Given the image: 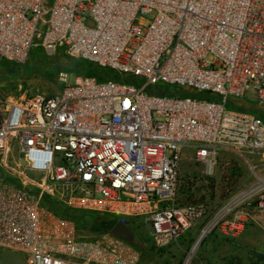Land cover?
<instances>
[{"label":"built area","instance_id":"2783aa9c","mask_svg":"<svg viewBox=\"0 0 264 264\" xmlns=\"http://www.w3.org/2000/svg\"><path fill=\"white\" fill-rule=\"evenodd\" d=\"M38 46L118 79L70 83L60 71L55 94L0 93V250L27 264H139L129 242L88 237L55 206L142 218L163 245L207 214L171 205L185 148L207 173L222 151L264 161V119L227 108L229 97L264 103V0H0V59L23 63ZM160 84L220 100L159 94ZM247 162L251 181L194 245L211 230L264 232V171Z\"/></svg>","mask_w":264,"mask_h":264},{"label":"rangeland","instance_id":"374dc122","mask_svg":"<svg viewBox=\"0 0 264 264\" xmlns=\"http://www.w3.org/2000/svg\"><path fill=\"white\" fill-rule=\"evenodd\" d=\"M68 56L63 47L51 55L33 47L23 63L0 59V93L16 98L36 93L50 95L59 92L63 85L58 79L59 72L65 70L57 71L52 63L58 62L60 65ZM66 72L69 82L73 83L76 73L69 70ZM180 93L196 99L220 100L219 96L209 91L196 92L190 88H180ZM227 108L248 112L264 119V103L247 96L229 97ZM247 160H253L264 171V161L260 160V156L222 151L217 156L211 173H207L203 164L195 159L193 150L185 148L181 154L179 179L171 205L203 206L207 214L200 223L187 229L176 242L163 245L158 244L149 234L142 218L130 219L134 227L131 244L138 251L139 264H182L189 251L192 255L187 264H263L257 261L255 254L264 253V232L254 226L247 227L231 240H227L229 236L218 230H211L194 245L209 216L251 181ZM1 171L0 168V174ZM80 223L84 235L96 237L90 230L89 220ZM193 245L195 247L192 248ZM0 264L27 262L23 253L1 249Z\"/></svg>","mask_w":264,"mask_h":264},{"label":"trees","instance_id":"16d2710c","mask_svg":"<svg viewBox=\"0 0 264 264\" xmlns=\"http://www.w3.org/2000/svg\"><path fill=\"white\" fill-rule=\"evenodd\" d=\"M38 48L43 51L41 47L38 46ZM52 65L57 71L64 69L65 71L69 70L71 72H75L76 74L83 73V74L94 75L99 80L118 79V75L111 70L105 68H101V69L97 68L95 65L89 62L83 61L81 59H74L70 56H68L66 61L60 62V65L58 62H54L52 63ZM156 90L159 94L176 95L177 93H180L179 88L164 84L156 85ZM55 211L62 216L71 218L74 221L75 226L80 233H82L81 231L82 229H80L81 228L80 222H82L83 220L84 221L89 220L91 222L90 230L96 236L105 232H111L112 227L119 220L124 221L128 229L134 232V227H132L133 224L130 219H118L117 217H113L111 215L99 214L90 211H75L61 206H55ZM226 239L231 240L233 238L227 237ZM129 243L131 244V242ZM255 257L257 258V261H261L264 264V253H257L255 254Z\"/></svg>","mask_w":264,"mask_h":264},{"label":"water","instance_id":"95a60500","mask_svg":"<svg viewBox=\"0 0 264 264\" xmlns=\"http://www.w3.org/2000/svg\"><path fill=\"white\" fill-rule=\"evenodd\" d=\"M111 233L117 237L122 238L124 241H132V232L128 229L126 223L119 220L111 229Z\"/></svg>","mask_w":264,"mask_h":264},{"label":"crops","instance_id":"0c3cea01","mask_svg":"<svg viewBox=\"0 0 264 264\" xmlns=\"http://www.w3.org/2000/svg\"><path fill=\"white\" fill-rule=\"evenodd\" d=\"M202 221V219L201 220H199L197 223H200ZM249 227V226H248Z\"/></svg>","mask_w":264,"mask_h":264},{"label":"flooded vegetation","instance_id":"af4514ba","mask_svg":"<svg viewBox=\"0 0 264 264\" xmlns=\"http://www.w3.org/2000/svg\"><path fill=\"white\" fill-rule=\"evenodd\" d=\"M130 231L132 232V237H133V233H134V232H133L132 230H130Z\"/></svg>","mask_w":264,"mask_h":264}]
</instances>
